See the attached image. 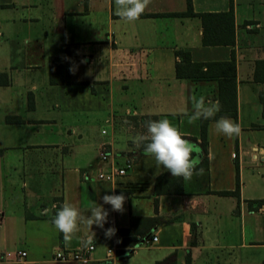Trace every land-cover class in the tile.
Here are the masks:
<instances>
[{"label": "crops", "instance_id": "1", "mask_svg": "<svg viewBox=\"0 0 264 264\" xmlns=\"http://www.w3.org/2000/svg\"><path fill=\"white\" fill-rule=\"evenodd\" d=\"M190 4L186 15L187 0H151L128 24L115 15L114 0H0V264H22L19 251L30 264H80L54 253L88 244L89 264H155L173 253L176 264H264V205L248 209L249 201H264V0ZM230 9L233 39L224 40L233 42L203 44L200 15ZM179 51L192 63L233 62L236 117L226 118L241 132L228 138L217 120L209 122L203 174L181 179V194L154 195L156 179L171 173L132 137L146 133L147 121L166 118L202 149L199 120L188 122L192 97L219 101L227 79L177 78ZM51 74L63 84H51ZM101 145L113 153L105 163ZM129 159L125 175L96 180ZM236 179L238 196L221 195L235 190ZM120 194L122 213L103 204L104 195ZM65 201L84 217L102 205L104 228L93 225V237L82 222L66 244L50 221ZM153 218L159 223H134L133 235L122 234L133 219ZM108 228L116 230L111 237Z\"/></svg>", "mask_w": 264, "mask_h": 264}, {"label": "clouds", "instance_id": "2", "mask_svg": "<svg viewBox=\"0 0 264 264\" xmlns=\"http://www.w3.org/2000/svg\"><path fill=\"white\" fill-rule=\"evenodd\" d=\"M151 0H114L116 7L115 15L121 22L133 24L137 22L146 11ZM27 43V41H25ZM71 70V69H70ZM193 113L188 117L191 124L198 120H208L215 117L220 111L219 101H205L204 96L192 97ZM146 133H137L132 137V143L140 148L143 147V155L151 156L155 159L156 166L162 167L170 172L174 178H182L190 181L193 175L203 174V168H199L202 163V149L198 144L186 139L184 134L175 127L168 119L149 120L145 124ZM218 133L228 138L239 136L240 125L229 118L221 117L215 123ZM114 190V189H113ZM103 204L111 205L113 211L123 212L126 197L120 195H104ZM56 205H53L55 208ZM45 212L48 210L45 209ZM91 215L84 217L77 207L65 201L56 211L53 218L54 227L63 234L66 244H69L74 235L80 231V223H86L91 231L93 225L103 229L107 223L108 212L102 205L95 204L90 209ZM114 228L105 230V235L111 237L115 234ZM92 236L95 237V233ZM91 243V239L89 240Z\"/></svg>", "mask_w": 264, "mask_h": 264}, {"label": "trees", "instance_id": "3", "mask_svg": "<svg viewBox=\"0 0 264 264\" xmlns=\"http://www.w3.org/2000/svg\"><path fill=\"white\" fill-rule=\"evenodd\" d=\"M186 15H192V9L190 0H187V11ZM149 16H158V15H149ZM202 19V23L204 26L203 39L202 42L205 45H216L223 44L225 42H233V40H224L225 35L228 33L232 35L233 39V13L230 9L226 13L222 14H203L200 15ZM176 56L179 61L175 65V73L176 77L181 79H193V80H208L214 77L221 76L220 81V90H219V104L220 111L216 113L215 117L208 120H199L200 124V139H201V147L206 155V133H207V124L211 121L218 120L221 117H236V109H235V84H234V64L233 62L229 63H192L190 56L188 53L184 52H176ZM56 60H62L59 58H50L49 64L52 66L53 62ZM51 84H63L54 80L52 74L50 76ZM259 100L263 105V116H264V91L259 94ZM7 123H17L20 122L19 118H6ZM144 145L140 146V150L143 151ZM207 168V158L205 156L203 160V164L201 167ZM181 179L182 178H174L171 174L163 173L161 174L155 181L154 187V195L167 194V193H175L181 194ZM221 195H233L238 196V180L236 179V188L233 192H221ZM264 205V201H249L248 209L250 211L257 210L259 207ZM55 209L53 216L50 218V221H53V218L56 214ZM134 223H147L148 226H153L156 223H159L158 219H133L132 220V230L124 231L122 234L125 237L131 236L134 234ZM143 235V232L140 233V236ZM136 244V240L133 239L131 241L124 240V245L127 247H132ZM155 264H176L175 254H171L162 262H157Z\"/></svg>", "mask_w": 264, "mask_h": 264}, {"label": "built area", "instance_id": "4", "mask_svg": "<svg viewBox=\"0 0 264 264\" xmlns=\"http://www.w3.org/2000/svg\"><path fill=\"white\" fill-rule=\"evenodd\" d=\"M105 134V131L101 132ZM113 157V153L110 149H108L105 145H101L98 153V158L102 162H108ZM133 166V159H129L125 161V164L122 168H118L113 164L110 165L108 171L98 172L96 175V180L112 182L116 177L125 175L126 171ZM153 242L156 241V237H153ZM94 250L93 244L86 245L83 249L80 250H58L54 253L53 258L59 261H73L80 264H89V254ZM111 251L108 252V257L111 261H113V257L110 254ZM16 262L22 264H30L26 260V253L24 251H19L15 254ZM115 258V257H114Z\"/></svg>", "mask_w": 264, "mask_h": 264}]
</instances>
